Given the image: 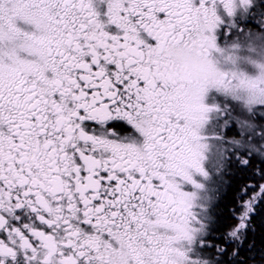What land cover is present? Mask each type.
<instances>
[{"label": "snow or ice", "instance_id": "snow-or-ice-1", "mask_svg": "<svg viewBox=\"0 0 264 264\" xmlns=\"http://www.w3.org/2000/svg\"><path fill=\"white\" fill-rule=\"evenodd\" d=\"M252 53L264 0H0V264H264Z\"/></svg>", "mask_w": 264, "mask_h": 264}, {"label": "rangeland", "instance_id": "rangeland-1", "mask_svg": "<svg viewBox=\"0 0 264 264\" xmlns=\"http://www.w3.org/2000/svg\"><path fill=\"white\" fill-rule=\"evenodd\" d=\"M251 57H252V61H255L254 63L253 62H247V65H248V69H259L255 75H248L250 77H257L260 75V68L257 66L258 64L260 63H264V53H252L251 54ZM257 67V68H256Z\"/></svg>", "mask_w": 264, "mask_h": 264}, {"label": "flooded vegetation", "instance_id": "flooded-vegetation-1", "mask_svg": "<svg viewBox=\"0 0 264 264\" xmlns=\"http://www.w3.org/2000/svg\"><path fill=\"white\" fill-rule=\"evenodd\" d=\"M255 23V21H253ZM243 27V24L241 25ZM235 66L230 64V63H223L221 64V69L225 70V71H230L233 70ZM239 70L243 71L246 75H248V72H250L251 70L248 69V65L247 62L246 63H241L239 64ZM254 73H256L258 70L254 69L252 70Z\"/></svg>", "mask_w": 264, "mask_h": 264}, {"label": "trees", "instance_id": "trees-1", "mask_svg": "<svg viewBox=\"0 0 264 264\" xmlns=\"http://www.w3.org/2000/svg\"><path fill=\"white\" fill-rule=\"evenodd\" d=\"M259 235H260V233H259V231H257V233L255 234V239L257 240V242L259 241Z\"/></svg>", "mask_w": 264, "mask_h": 264}]
</instances>
